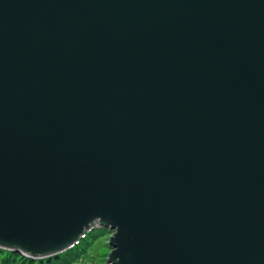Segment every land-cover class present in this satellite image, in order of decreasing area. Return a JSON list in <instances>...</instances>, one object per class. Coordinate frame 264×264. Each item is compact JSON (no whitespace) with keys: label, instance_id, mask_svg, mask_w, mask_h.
<instances>
[{"label":"water","instance_id":"95a60500","mask_svg":"<svg viewBox=\"0 0 264 264\" xmlns=\"http://www.w3.org/2000/svg\"><path fill=\"white\" fill-rule=\"evenodd\" d=\"M94 225L105 264H264V0H0V246Z\"/></svg>","mask_w":264,"mask_h":264},{"label":"trees","instance_id":"16d2710c","mask_svg":"<svg viewBox=\"0 0 264 264\" xmlns=\"http://www.w3.org/2000/svg\"><path fill=\"white\" fill-rule=\"evenodd\" d=\"M106 228L94 225L69 247L49 256L32 257L19 250L0 246V264H76L84 255L86 256V251L90 248L94 238L109 232L105 231ZM99 260L102 264L103 259Z\"/></svg>","mask_w":264,"mask_h":264},{"label":"rangeland","instance_id":"374dc122","mask_svg":"<svg viewBox=\"0 0 264 264\" xmlns=\"http://www.w3.org/2000/svg\"><path fill=\"white\" fill-rule=\"evenodd\" d=\"M105 231H109L108 228ZM110 232L106 234H101V237L98 236L91 241L90 248L86 251V256L84 255L81 261L76 264H99L100 260L103 259L102 264H105L107 252L110 250L108 243V236ZM101 264V262H100Z\"/></svg>","mask_w":264,"mask_h":264}]
</instances>
